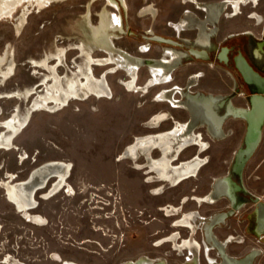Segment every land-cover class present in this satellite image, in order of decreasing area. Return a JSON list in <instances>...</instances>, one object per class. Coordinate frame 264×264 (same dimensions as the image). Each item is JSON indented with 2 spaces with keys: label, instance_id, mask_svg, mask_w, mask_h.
<instances>
[{
  "label": "rangeland",
  "instance_id": "1",
  "mask_svg": "<svg viewBox=\"0 0 264 264\" xmlns=\"http://www.w3.org/2000/svg\"><path fill=\"white\" fill-rule=\"evenodd\" d=\"M150 1L157 8L155 20L148 15L138 16L137 8L143 4L142 0H126L127 9L123 5L113 9L122 13L125 28L122 37L115 41L133 52L139 43L149 41L151 47L145 53L146 56H157L160 47L166 44L149 40L146 37L147 27L153 25L156 32L175 36L168 21L177 20L183 8L193 6L181 0ZM88 2L95 22L97 12L105 4L103 0H66L51 3L40 11L30 8L27 22L19 31L16 30L14 21L24 3L18 5L12 16L0 17V52L9 44L16 61L14 75L0 81V91L19 90L21 95L0 98V120L12 114L16 105L21 107L20 118L25 116L27 109H33L31 106L36 94L30 93L31 96L24 98L23 92L39 82L43 70L35 72L29 57L37 58L46 51L53 50L56 42L58 45H68L77 40L78 36H88L83 18ZM257 9L264 14V4L257 6ZM246 22L249 21L244 15L224 18L220 22V35L230 30L233 24L241 25ZM258 26L255 27L257 30ZM183 35L190 38L185 42L190 44L194 34L185 31ZM76 56V49H70L64 62L72 65ZM60 66L59 70H64L63 64ZM178 67L172 71V77L177 72L186 76L195 70H205L203 85L207 90L229 94L235 104L247 105L248 96L234 91L232 74L223 65H209L187 57ZM101 70L97 67L95 74ZM120 77H127L124 71L108 74L115 93L112 100L92 96L84 100H73L64 108L51 106L31 111L25 127L14 138L13 146L0 150V179L7 178V172L15 174L13 180L24 179L39 164L49 160H62L72 164L68 182L74 189L69 194L64 185L59 192L45 199L42 195L50 189L53 182L51 179L45 188L37 192L35 198L38 205L30 212L42 216L44 223L39 225L27 221L17 211L6 199L0 184V264H63L65 260H74L78 264H121L145 256L151 260L164 258L167 264L187 261V254H181L173 247L172 242L158 244L156 241L176 231L184 238L191 232L190 239L201 242V230L175 225L178 215L174 213L180 210L185 213L200 210L208 214L226 206L227 200L204 204L194 199L185 201L186 195H183H201L208 190L212 177L225 172L241 181L248 192L242 193L240 197L244 205L228 217L231 228L223 225L216 228V231L220 236L230 230L241 233L245 236V242L232 243L229 251L241 254L251 246H258L260 254L256 258V264H264V242L245 228L246 216L255 207L253 201L246 199L247 193L264 195V126L261 142L246 161L241 178L230 167L235 149L243 143L246 122L241 118H233L226 122V127L234 130L232 135L222 140L208 138L210 146L203 151L208 162L200 168L198 175L184 179L179 185H172L167 182L169 180L162 181L149 175L146 168L137 169V162L146 163L143 157L136 158L137 160L124 159L121 152L126 144L135 142L137 135L153 132L157 134L166 129L164 126L173 127L177 121L186 119L188 114L181 107H173L166 101H152L160 100L158 95L163 88L155 92L154 86L157 84L147 86L151 77L147 65L143 64L138 70L140 90H131L123 81L120 84ZM200 78L201 76L197 77L198 84ZM173 79L169 84L175 81ZM197 85L192 89H197ZM174 86L180 85L165 87L170 89ZM42 87L39 83L34 92ZM175 96L179 97L178 93ZM157 113L163 114L166 118L163 120H170L171 123L161 126L160 122L156 127H148L146 124ZM200 130L205 136L204 140H207L204 129ZM1 131L6 130L0 127V133ZM198 150V145L189 147L181 153L180 159L184 162L195 151L198 153ZM24 151L26 157L22 159L20 155ZM158 152L154 150L153 155L159 156ZM173 158L175 153L170 159ZM178 164H181V160ZM174 206L175 209H171ZM169 211L173 214L167 215ZM210 253L214 254L213 251ZM8 255L9 263L4 259ZM204 257L201 255V263L207 264Z\"/></svg>",
  "mask_w": 264,
  "mask_h": 264
},
{
  "label": "bare ground",
  "instance_id": "2",
  "mask_svg": "<svg viewBox=\"0 0 264 264\" xmlns=\"http://www.w3.org/2000/svg\"><path fill=\"white\" fill-rule=\"evenodd\" d=\"M62 1L66 0H0V17L12 16L18 5L24 3L23 7L20 9V13L14 21L15 28L19 31L27 22V16L30 12V8H36L37 11H40L49 6L51 3H58ZM103 1L105 4L97 12V20H95V22L92 19V12L89 8L90 2L87 4L88 9L83 14L84 22L89 33L86 38L78 36L77 40H75V38V41L68 43V45H58L56 42V44L54 43L55 46L53 50L46 51L45 54L37 58L32 56L29 57V62L32 63L35 72H39L40 70L38 69L43 70L39 77V82L35 85L32 84L23 92L24 98L31 96L30 93L36 94L31 106L33 109H27L25 116L20 118L21 107L19 108V106L16 105L15 111L12 114L3 120H0V127L6 130L1 131L0 133V150L13 146L14 138L25 127L26 119L31 111L36 109H45L51 106L64 108L73 100H84L92 96H96L98 99L112 100L115 93L114 88L108 79V74L110 73L124 71L127 77H120V81L118 82L121 84L123 81V84H126L134 91L140 90L141 87L137 82V78L138 70L143 63H145L149 68L151 76L148 79L149 81L147 86L168 82L170 80V76L168 74L165 75L163 71L165 68L170 70L178 65L181 57L177 59L173 52L171 53V51H168L170 54L169 56L161 58L159 60L160 64H154L152 59L147 58L144 60L140 57V55H135L126 48L117 44L115 40L119 38V32L123 31V25L121 22L122 16L120 12H117L116 10L113 11V9H118L121 5L127 9V2L126 0H120V5V1L118 0ZM224 3L225 1L219 6L213 4V8H217L221 11L224 8ZM153 6L147 4L141 9H139V7H141L139 6L137 8L139 10L138 15L145 16L147 12H151V16H154L155 12ZM110 7L112 9H110ZM205 9L208 11V14L213 13L216 15V13L212 12L213 9L211 7H205ZM217 16L218 14L216 15V18ZM175 22L173 25L176 27H184L182 20L176 23ZM200 29H202V27H200ZM200 34L199 37L203 40L204 37ZM60 37L64 36L60 35ZM154 37L156 40L165 39L162 37L159 39L156 35H154ZM143 48L145 49V46ZM70 49H76V52L78 53V56L74 58L72 65L64 62V58L67 56V52ZM98 51L100 53L95 54V52ZM60 64H63L64 66V70L62 71L59 70L61 69ZM15 67L16 61L14 54L8 44L0 52V81H5L9 77H12L14 75ZM97 67L102 70L98 74H95V69ZM197 77L198 75H195L192 80L197 81ZM39 83L43 85L42 89L40 88V90L34 92V89L37 88ZM190 85L191 83H188V87ZM179 92L181 94H185L186 90L182 92L180 86H174L170 89L161 91L158 96L161 101H166L174 107H181L186 110L188 117L184 120L177 121L173 127H168L157 134H154L155 132H153L137 135L135 142H129L126 144L121 152V157L124 159L127 158L137 160L139 157H143L144 160H146V163L141 164L142 162H137V169L146 168L145 170H147L149 175H152L154 178L156 177L162 181L169 180L172 185H176L184 179L196 177L200 168L199 165L204 162L201 152L204 150V147H206V142L201 137L200 131L197 130L199 124L204 122L209 129L208 132L211 134H219L220 124H222L221 122L223 119V116H221L215 109V101L216 99L218 100L221 98L220 95H212L211 93L204 92H199L200 94H197V92L193 93L188 90L187 95L179 98L175 96V94ZM17 95H20L19 90L0 91V98L14 97ZM235 112L237 113V111ZM235 112H233V109L229 106L226 115H230ZM242 114L246 117L245 113ZM163 119H166L163 114H154L146 125H149L148 127H156ZM195 145H198L200 148L198 153L195 151L193 153L194 157H189L190 159L187 158L188 160L182 162L183 159H180L181 153L185 149ZM154 150L159 151V156L153 155ZM170 152L172 153L171 155L169 154ZM174 153L175 158L170 159ZM20 156L24 159L26 157V152H22ZM180 160L181 164H178ZM71 170L72 164L68 161L49 160L39 164L29 171L24 179L13 180L15 174L13 172H7V178L0 179V184L4 189L6 199L15 206L17 211L21 212L27 221L41 225L44 223L42 221V216L30 212L38 205V200L35 198V195L39 190L45 188L51 179H53L51 187L45 194L42 195L43 198H49L65 186L67 187L66 190L69 194L72 193L74 189L68 182ZM221 180H227V178L216 179L214 183L217 192L215 194L216 196L220 194L218 193L220 192L218 189V183ZM233 188H235V186ZM212 196H214V193ZM216 217L217 216L212 217L209 226L213 224ZM194 220L195 217H188L181 224L193 227V225L197 223V221L194 222ZM172 239L175 246L181 250L182 246L177 244L175 240L176 237L173 236ZM184 245L191 250L190 241L185 242ZM253 255L252 251L243 259L234 262V264H250V262L253 261ZM9 257L10 256L8 255L4 258L5 262H10ZM145 257H141L136 261H125L121 264L154 262L151 258L148 259ZM223 259L226 258L223 257ZM192 260L196 262V259ZM156 261L164 262V258H157ZM63 264L78 263L74 260H65Z\"/></svg>",
  "mask_w": 264,
  "mask_h": 264
},
{
  "label": "flooded vegetation",
  "instance_id": "3",
  "mask_svg": "<svg viewBox=\"0 0 264 264\" xmlns=\"http://www.w3.org/2000/svg\"><path fill=\"white\" fill-rule=\"evenodd\" d=\"M181 1L183 3L189 2L192 4L193 7L183 8L182 13L177 20L168 21V25H170L174 29L175 33L179 36H183L181 37V40H178L179 43L177 45L174 39L169 37H163L161 35H158L157 33H154L153 25H151L147 27V32L150 31L148 33H151L152 35H156V37L159 39H161L160 37L165 38L162 39L161 41L170 43L169 45L160 47L159 54L157 56H149V55L146 56L145 53L148 52L151 47V43L149 41L139 43L135 50L137 53H135V51L134 52L130 51L127 47L124 48H126L128 51H130L135 55L138 56L140 55V57H142L144 60H146L147 58L152 59V61H154V64L159 63L158 60H160L161 58L169 56L170 54L168 51H171V53L173 52L174 56L177 59L181 57L178 65H176L174 68L170 70L168 68H165V70L163 71L165 75L168 74L170 76V80L173 79L172 71L176 69L178 66H180L183 60H185L187 57H191L192 59H204L205 61L221 64L225 68L229 69V71L232 74V78L234 80V91L236 93L245 94L248 96L254 89L255 85L247 82L243 78L242 73L237 66V62H238L237 59L241 58L242 60L246 61L247 64L254 71H256L260 76L264 77V14L257 9V6L264 4V0H181ZM224 1H225L224 8L221 11H219L217 8H213V4L219 6ZM142 2L143 5L141 4V7H139V9L147 4H150L152 6L154 5V3L151 2L150 0H146V1L142 0ZM120 5H121V1H120ZM153 7H154L155 15L151 16L150 14L151 12H147L145 15H148L150 19L155 20V18H157L156 17L157 8L155 6ZM205 7H211L213 9L212 12L216 13V15L218 14L217 18L216 15H214L213 13L208 14V11H206ZM198 11H200L201 13H199ZM239 15H244L247 18V21L249 22L243 23L241 25L233 24L230 30H228L225 34L220 35L221 20L224 18H229V19L234 18ZM250 19H252V21ZM181 20L184 23V27L178 28L175 25H173L175 21L178 22ZM121 22L123 25V31L119 32L118 34L119 38L122 37V33L125 31L123 24V15ZM257 25H259L258 30L257 28H255ZM200 27H202L203 30L200 29ZM185 31H189L190 33L194 34L192 37V42H194L197 45H193L191 43L190 44L185 43L190 40L189 37L183 35V32ZM200 33L204 37L203 40L200 39L199 37ZM144 46L145 49L143 48ZM143 64L146 66L145 63ZM195 75H198V77L203 76V71L195 70L191 72L187 76L185 82V85L191 83V85L188 88L191 92L193 91V93L199 91L197 89L195 90L192 89V86L198 84L197 81L192 80ZM180 88L182 89L181 86ZM167 89L169 88L165 87L161 89V91ZM185 90L186 88L182 89V92ZM210 93H212L213 95H220L221 98L218 100L216 99V101L215 100L214 101L216 104L215 109L221 116H223V119L221 122L222 124H220V132H218L219 134H211L210 132H208L209 129L204 122H201L199 124L198 128L203 140L205 136L203 132L200 130V128L204 129V133L207 136L206 138L207 140H204L206 142V147L204 148L203 151L207 150L208 147L210 146L208 142V138L211 140H222L223 138L225 139L228 136L232 135L234 130L232 127L231 128L226 127L227 120L233 118L245 119V116H243L242 113L246 114V109H247L246 105L235 104L233 99H229V102L228 100L224 101L226 95L223 92H210ZM180 94L181 93L179 92L178 93L179 97H182V95ZM229 106L233 109V112L237 111V113L235 112L233 114L226 115ZM262 135H263V131L258 145L261 142ZM237 148L235 149L234 153L236 152ZM203 151L201 152V154L204 159V162L201 165H199L200 168L208 162L207 156H203ZM190 156H191L190 158L194 157L193 154H191ZM218 178H227V180H221L218 183V189L220 191L218 193L220 194L216 196L215 194L217 192L214 183ZM232 178L233 177H231V174L227 172L217 174L214 177H212L208 190L206 192H203L201 195L183 194L186 195L184 196L185 201L188 199H194V200L202 201V203L204 204H216L222 200H227L228 202V204L223 208L215 209L209 212L208 214L202 213L200 210L198 211L191 210L188 211V213L178 210L179 212L174 213L178 215V217L175 219L176 222L174 221L175 222L174 224L177 226L188 227L189 225H184V224L181 225V221H183L184 218H188V217L192 218V216L195 217L194 222L197 221V223H195L193 227L191 226L189 227L193 228L192 230H199V229L201 230L202 233L201 242L197 241L196 239H190L191 232H189L188 234L189 236L187 237L188 238L187 239L186 237L185 238L181 237L180 232L177 233L176 231H174L168 236H163L159 238L156 241V243L160 244L166 241L174 243V241H172L173 240L172 237L175 236L176 237L175 240L177 244L182 246V248L181 250H179L178 247L175 246V243L173 244V247L176 250H179L181 254L183 255L187 254L186 260L190 264H202L201 255L203 257L205 256L204 258L207 264H234V262L243 259L248 253L252 251L254 255L252 258L253 261L250 262V264H256V258L260 254V248L258 246H251L247 248L245 251H243L241 254H233L229 251L230 245L232 243H237V244L244 243L245 236H242L241 233H237L233 230L228 231L224 236H220L216 231V228L222 227L223 225H225L226 228L228 227L231 228V224L229 222L228 217L230 215H233L237 209L241 208L244 205V202L242 199H240V197H242V193L244 194L245 192H248V189L244 184H243V190L241 191L237 190L236 192H234L235 190V188H233L234 185L231 184ZM213 193L214 196H212ZM253 195H257V194H253L250 192L247 193L246 196L247 197L246 199H249L250 201H253L255 203V207L246 216L247 222L245 228L250 234L254 235L256 238H259L261 241L264 242V214L261 223H259L257 220V204L253 200ZM258 196L262 201H264V195H258ZM231 203H233V205H231ZM179 207L181 208L182 206L179 205ZM171 209L174 210L175 206L172 207ZM172 214H173L172 211H169L167 213V215H172ZM213 216H217V217L213 222V224L209 226ZM188 241H190L191 243V250L186 245H184V243ZM211 251H213L214 254L211 255L210 253ZM223 257H225L226 259H223ZM192 259H196V262H194V260Z\"/></svg>",
  "mask_w": 264,
  "mask_h": 264
},
{
  "label": "water",
  "instance_id": "4",
  "mask_svg": "<svg viewBox=\"0 0 264 264\" xmlns=\"http://www.w3.org/2000/svg\"><path fill=\"white\" fill-rule=\"evenodd\" d=\"M151 40H156L154 35L149 34L148 36ZM161 41V40H156ZM176 41V40H175ZM164 42V41H162ZM178 44V41H176ZM237 66L242 73L243 78L255 85L252 92L247 97V109H246V129L243 136V143L240 145L233 157V162L231 164V171L238 176V178L242 177V171L246 164L247 159L254 153L256 150L262 131L264 126V77L260 76L256 71H254L246 61L241 58L237 59ZM186 88L185 94L187 95V91L189 90L188 84H186L182 89ZM199 91H197V94ZM229 97L225 96L224 101L228 100ZM189 109V108H188ZM190 110V109H189ZM232 177V175H231ZM231 184L235 186L234 192L237 190H243V183L241 181H237L232 178ZM230 197V196H229ZM253 200L257 204V220L259 223L262 221V217L264 214V201L260 199L258 195H253ZM233 205V203H231ZM230 213V210H229ZM139 264H166L162 261H154L152 263H139ZM181 264H190L188 261H184Z\"/></svg>",
  "mask_w": 264,
  "mask_h": 264
},
{
  "label": "crops",
  "instance_id": "5",
  "mask_svg": "<svg viewBox=\"0 0 264 264\" xmlns=\"http://www.w3.org/2000/svg\"><path fill=\"white\" fill-rule=\"evenodd\" d=\"M153 31H154V33H157L158 35H161V36H163V37H169V38H172V39H174V40H176V41H178V40H181V37H183V36H179V35H177L176 33H175V36H173V35H168V34H166V33H164V32H156L154 29H153ZM186 32H188V33H190L189 31H186ZM146 33L149 35V34H151V33H148L147 31H146ZM214 37V36H213ZM212 37V38H213ZM149 40H151V39H149ZM151 41H154V40H151ZM155 42H159V43H161L162 45H164V44H166V45H169L170 43H166V42H162V41H156L155 40ZM179 43V42H178ZM191 44H193V45H197V44H195L194 42H191ZM177 45V44H176ZM195 60H198V61H202L203 63H208L209 65H213V62H210V61H205L204 59H195ZM159 61V60H158ZM182 65V64H181ZM180 65V66H181ZM179 66V67H180ZM178 67V68H179ZM203 71V70H202ZM191 73V72H190ZM190 73H188L186 76H183V74L182 73H179V72H177L176 73V75H174V73H173V77H174V79H173V83H171V84H178V85H180L181 87H184L185 86V82H186V78H187V76L190 74ZM206 76V72H205V70L203 71V76H201V78H200V81H199V84L197 85L198 87H197V90H199L200 92H204V93H208L209 91H212V92H217V91H214V90H207L208 88H206L204 85H203V83H204V77ZM140 77V76H139ZM169 82L170 81H168V82H163V83H159V84H157V85H155L154 87L156 88L155 89V92H157L158 90H160L161 88H164L165 86H170L171 84H169ZM202 83V84H201ZM150 88H153V87H150ZM193 92V91H192ZM194 93H196V92H194ZM210 93V92H209ZM200 94V93H199ZM212 94V93H211ZM226 96H228L230 99H233L232 98V96L231 95H229V94H226V93H224ZM213 95V94H212ZM182 97H184V95L182 96ZM152 101L153 102H155V103H163V102H165V101H161V100H156V99H152ZM174 107V106H173ZM177 108H179V107H177ZM165 109H167V108H165ZM171 111V110H170ZM160 113V112H159ZM175 116V115H174ZM177 117V116H176ZM174 119H176L175 117H174ZM162 122V124H161V126L162 125H166V124H169V122L171 123V121L170 120H162L161 121ZM168 126H164V128H167ZM183 182H184V180H182ZM182 181H180L177 185H179V184H181L182 183Z\"/></svg>",
  "mask_w": 264,
  "mask_h": 264
}]
</instances>
